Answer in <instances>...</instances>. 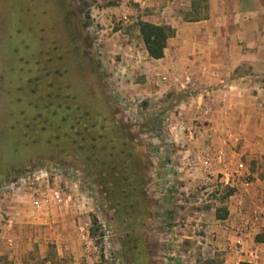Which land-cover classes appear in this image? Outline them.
<instances>
[{
	"label": "rangeland",
	"instance_id": "obj_1",
	"mask_svg": "<svg viewBox=\"0 0 264 264\" xmlns=\"http://www.w3.org/2000/svg\"><path fill=\"white\" fill-rule=\"evenodd\" d=\"M13 1L0 0V246L20 239L26 264L243 263L226 228L228 197L241 182L235 164L248 162L210 142V123L198 116L209 90L190 78L180 85L146 55L137 23L151 9L65 0L74 19L67 35L56 32L57 20L34 22ZM66 38L78 43L76 67L62 50ZM36 49L52 61L62 52L64 79L34 75ZM74 67L91 99L57 104L61 83L75 84ZM220 149L223 162L207 174L203 158Z\"/></svg>",
	"mask_w": 264,
	"mask_h": 264
},
{
	"label": "crops",
	"instance_id": "obj_2",
	"mask_svg": "<svg viewBox=\"0 0 264 264\" xmlns=\"http://www.w3.org/2000/svg\"><path fill=\"white\" fill-rule=\"evenodd\" d=\"M134 1L151 9L143 21L174 31L162 58L154 60L163 65L164 75L180 85L190 78L200 93L209 90V103L198 104V116L210 123V142L248 162L235 164L237 174L255 169L254 179L228 197L227 208L230 246L250 264L264 252V0ZM243 220L247 230L240 232ZM20 229L15 230L19 235ZM24 249L20 239L9 240L0 246V264H26Z\"/></svg>",
	"mask_w": 264,
	"mask_h": 264
},
{
	"label": "flooded vegetation",
	"instance_id": "obj_3",
	"mask_svg": "<svg viewBox=\"0 0 264 264\" xmlns=\"http://www.w3.org/2000/svg\"><path fill=\"white\" fill-rule=\"evenodd\" d=\"M13 2H15L16 4L17 3H20L22 2V6L23 8L25 9V12L26 14H28L29 17H31V20L32 18L34 17V22H39V21H52L54 23V20H57L59 23L56 24L57 26V30L56 32L58 31V28L59 26L61 27V32H63V29H64V32L63 33H66L68 35L69 31H68V17L71 18L72 20L73 19V13L70 11V10H65V0H14ZM22 17V15H21ZM66 17V18H65ZM23 19V17H22ZM26 20V19H24ZM31 20L29 21V23H31ZM27 21V20H26ZM38 26V25H37ZM39 27V26H38ZM41 31H43V28L40 27V33ZM41 35V34H39ZM42 36V35H41ZM67 39V38H66ZM36 45L39 43H42V37H40V39H36ZM1 41V40H0ZM68 41V39L66 40ZM49 45H52V43L50 42ZM78 43H71L70 41H68V43L65 45V47H62V50L64 51H69V55L71 58H69L67 61H71L72 63H74V66L76 67V61H75V54L77 52H80L78 51ZM37 48V47H35ZM46 50V49H45ZM45 50H40V49H36V54L34 55H31L30 59L32 57L33 58V61L32 63L30 64H33V68L34 69V72H36V74L34 75H39V78H40V81H45L47 82V80H45L46 76H49L51 74H54L58 76V78H62L64 79L63 77L65 75H67V71L65 70L66 67H65V63L64 61L62 60L63 58V54L61 51H59V54L61 55H57L55 61H57V63H55L54 65V62L55 61H52V59H50L47 55V52H45ZM82 53L84 54H87V51L85 50L82 51ZM79 57H81L80 54H78ZM1 53H0V60H1ZM16 66L19 67L20 65H22V59L20 58H16ZM37 60V61H36ZM36 61V63H35ZM39 61V63H38ZM41 61H42V65H41ZM1 63V62H0ZM7 64V63H6ZM6 64L3 66V67H6ZM78 65V64H77ZM59 66H61V68L63 69L62 72H58V68H60ZM58 67V68H57ZM74 67V77H75V80H74V85L72 87V85L70 84V81L66 80L64 81V83H61V87L57 90V92H60L63 96H61L60 98L57 99V104L60 103V100H63V103L64 104H67V102H69V100L72 101V103H77L81 101H84L85 99H91V95L89 93H87L88 96H85V93H86V89H84L79 82H81V79H80V70H79V67L78 68H75ZM46 68V69H45ZM54 69V70H53ZM6 69H1L0 71V79H1V73L2 74H6L5 73ZM20 71V69L18 70ZM33 72V73H34ZM76 77L77 79L79 78V80L76 81ZM76 81V82H75ZM51 84H49L50 86ZM49 86H47V88L49 90H51L49 88ZM70 88H74V93L75 95L73 97H71L69 95V91H70ZM66 95V96H64ZM76 99V100H75ZM7 106H8V109L10 112V109H11V104L7 103Z\"/></svg>",
	"mask_w": 264,
	"mask_h": 264
},
{
	"label": "trees",
	"instance_id": "obj_4",
	"mask_svg": "<svg viewBox=\"0 0 264 264\" xmlns=\"http://www.w3.org/2000/svg\"><path fill=\"white\" fill-rule=\"evenodd\" d=\"M137 32L146 55L152 60L162 58L166 40L174 34L173 29L169 26L155 25L147 22H138ZM225 215L226 212L224 211V216H221L220 218L224 219Z\"/></svg>",
	"mask_w": 264,
	"mask_h": 264
},
{
	"label": "built area",
	"instance_id": "obj_5",
	"mask_svg": "<svg viewBox=\"0 0 264 264\" xmlns=\"http://www.w3.org/2000/svg\"><path fill=\"white\" fill-rule=\"evenodd\" d=\"M89 30H91V28H89ZM189 83V79L186 78L184 80V83L183 85H187ZM224 153L221 152L220 150L216 151L214 154H212V156H205L202 160V165H203V168L207 170V174H211V165L212 163L216 164V165H219L223 162V155ZM50 165H53V164H50ZM64 169H66L64 166H62ZM237 171H239V169H237ZM238 176L241 177V182L240 184L242 186H246L248 183H249V180H248V175L245 176L243 174H237ZM240 179V178H239ZM20 181H24V179H19L18 182L20 183ZM12 182V181H11ZM10 183V182H9ZM13 183H16V182H13ZM23 183V182H22ZM50 199H52V202H59L60 199H61V191H59V189H53L51 191V196H50ZM35 203V202H34ZM35 206H37V204H34ZM238 230L240 232H243V231H246L247 230V223L245 220H243V222L238 226ZM82 235V234H81ZM83 237V236H81ZM238 244V243H236ZM259 261V260H258ZM261 263L260 264H264V257L262 260H260ZM250 264H257V258L256 257H251V260H250Z\"/></svg>",
	"mask_w": 264,
	"mask_h": 264
}]
</instances>
